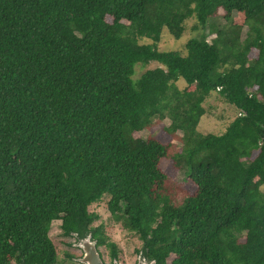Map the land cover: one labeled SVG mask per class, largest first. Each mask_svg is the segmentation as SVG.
<instances>
[{"label":"trees","instance_id":"16d2710c","mask_svg":"<svg viewBox=\"0 0 264 264\" xmlns=\"http://www.w3.org/2000/svg\"><path fill=\"white\" fill-rule=\"evenodd\" d=\"M190 19L184 54L157 49ZM212 91L238 112L219 134ZM262 185L264 0H0V264H54L56 219L115 256L103 195L154 264H264Z\"/></svg>","mask_w":264,"mask_h":264},{"label":"rangeland","instance_id":"374dc122","mask_svg":"<svg viewBox=\"0 0 264 264\" xmlns=\"http://www.w3.org/2000/svg\"><path fill=\"white\" fill-rule=\"evenodd\" d=\"M219 20L220 19L217 20V24L221 23ZM192 23V19L186 22L185 29L178 38L169 33L166 28H163L158 41L155 43L157 49L162 51L174 50L184 54V45L186 41L191 36L196 34L195 31L190 29ZM244 30L245 29L241 31V38L244 36ZM139 41L143 43H151V40L147 38H140ZM157 66H159V64L156 61H149L147 64L137 63L134 66L132 78H137L146 69ZM176 84L178 87H182L184 85V81L179 79ZM203 106L205 108V113L201 116L197 125V130L201 133H222L229 121H231L238 114L237 109L233 105L224 101V99H222L216 91H212L207 96L203 102ZM161 124L168 125L169 120L164 118L161 123L155 124V127L152 130V135L156 136L161 132ZM149 132V130L143 129L134 133V136L145 138ZM178 134H180V132H178ZM161 167L168 176H171L177 181L182 182L183 186L187 188L191 186L184 174L173 169L169 161L163 162ZM261 188L262 192L264 193V185H262ZM107 199L108 196L103 195L98 201L93 202L88 206L89 211L95 212L97 214V218L91 223V225L94 227L100 226L104 235L106 236V240L115 244L116 249L118 250V260L120 264H136V250L141 248L142 241L135 233L124 229L121 226L119 218H116L110 214L106 205ZM59 224L60 221L58 219L53 220L48 230V235L51 239L55 240L57 246V258L54 264H84L79 261V258H81L82 255L77 258V262L71 261L65 257V252L79 254L80 251L78 249L72 248L69 244L67 245L66 243H60V239H62V241L65 240L66 242H71L72 237L61 235ZM98 249L101 251L105 261H107L106 253L109 251V247L106 245H100Z\"/></svg>","mask_w":264,"mask_h":264},{"label":"flooded vegetation","instance_id":"af4514ba","mask_svg":"<svg viewBox=\"0 0 264 264\" xmlns=\"http://www.w3.org/2000/svg\"><path fill=\"white\" fill-rule=\"evenodd\" d=\"M72 238V241L71 242H66L65 240H64V243H66L67 245L69 244L72 248H74V249H78L79 251H80V253L79 254H74L73 252H65V257L67 258V259H69V260H71V261H75V262H77V258L79 257V256H81V255H83V249L80 247V243H82L83 242V240L84 239H86V238H77V237H75V236H71ZM90 240H94L95 241V247H96V249H97V251H98V253H99V256H100V258H101V260H102V262H103V264H113V262L114 261H116V263L117 264H120L119 263V260H118V250L116 249V251H115V253H116V255L114 256L113 254H111L110 253V251H107V253H106V256H107V261H105V259H104V257H103V255H102V253H101V251L98 249V247L100 246V245H97V243H96V240L94 239V238H89ZM108 241V240H107ZM111 242V241H110ZM101 245H104V244H101ZM116 247V246H115ZM73 249V250H74ZM136 260L138 261V260H140V261H145V262H149V261H151L150 259H148V258H146V256L145 255H143V253H142V251L140 250V249H138V250H136ZM136 263V262H135Z\"/></svg>","mask_w":264,"mask_h":264},{"label":"water","instance_id":"95a60500","mask_svg":"<svg viewBox=\"0 0 264 264\" xmlns=\"http://www.w3.org/2000/svg\"><path fill=\"white\" fill-rule=\"evenodd\" d=\"M84 238L86 239L80 243V247L83 249V255L79 258V261L84 264H103L95 247V241L89 239L91 238V233H88ZM113 264H117L116 261H114ZM136 264H154V260L149 262L138 260Z\"/></svg>","mask_w":264,"mask_h":264}]
</instances>
